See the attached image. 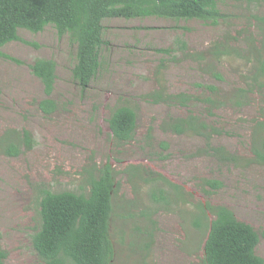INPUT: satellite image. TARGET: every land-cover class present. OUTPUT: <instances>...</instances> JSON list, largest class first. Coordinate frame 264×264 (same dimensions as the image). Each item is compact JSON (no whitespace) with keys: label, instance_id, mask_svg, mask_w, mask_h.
Returning <instances> with one entry per match:
<instances>
[{"label":"rangeland","instance_id":"1","mask_svg":"<svg viewBox=\"0 0 264 264\" xmlns=\"http://www.w3.org/2000/svg\"><path fill=\"white\" fill-rule=\"evenodd\" d=\"M218 7L223 16L217 24L158 16L104 19L101 67L85 90L73 77L77 46L54 25L39 32L20 28L21 40L1 47L16 60L0 55V140L9 128L28 129L34 139L33 147L17 156L4 153L0 141V244L8 252L6 264H43L31 240L39 225L40 191L80 192L92 165L105 163L121 171L110 228L115 247L110 264H201L208 232L194 224L199 202L225 205L239 220L264 231V164L254 160L264 135L258 128L264 120V79L255 74L254 57L263 40L258 18L264 16V0H218ZM217 47H226L228 53L217 56ZM39 58L56 62L51 94L32 71ZM213 72H220L222 79ZM208 84L217 85L224 99L243 90L247 102H228L209 115L204 103L177 106L143 99L162 85L173 93L202 94ZM47 97L59 104L50 115L39 106ZM119 98L137 104L139 115L136 139L123 145L113 143L108 122ZM190 112L220 130L212 146L224 147L236 160L214 155L201 135L162 129L169 115ZM149 129L155 150H161L159 142L169 143L167 158L151 153L145 140ZM130 164L162 172L194 193V201L160 208L152 221L142 218L141 211L154 205L146 189L136 194L123 174ZM205 179L219 180L223 186L210 191ZM133 198L135 205L124 209L126 199ZM127 212L134 216L126 218ZM137 226L152 233L149 248V238L136 241ZM257 254L264 259L262 235Z\"/></svg>","mask_w":264,"mask_h":264},{"label":"trees","instance_id":"2","mask_svg":"<svg viewBox=\"0 0 264 264\" xmlns=\"http://www.w3.org/2000/svg\"><path fill=\"white\" fill-rule=\"evenodd\" d=\"M252 1V0H250ZM158 16L174 20L200 19L217 24L222 18L218 0H0V55L5 44L21 40L20 28L34 32L43 30L47 25L56 27L60 35L68 34L76 44V63L73 77L85 90L91 80L96 77L101 67V51L105 45L103 38V20L106 18H136ZM263 40L261 47L254 54L257 61L255 74L264 79V16L259 17ZM186 45L181 47L185 50ZM228 53L226 47L216 48L214 53L220 56ZM32 71L51 94L57 80L56 62L39 58L32 64ZM214 76L222 79L220 72ZM201 85V84H200ZM264 87V82L260 83ZM208 91L202 94L189 92L173 93L162 85L143 95V99L153 103H168L177 106H188L204 103L209 115L226 103L238 106L246 104L243 90L236 93L235 98H223L222 90L214 84L205 85ZM2 89L0 85V99ZM44 114L50 115L59 109L55 99L47 97L39 102ZM109 127L115 145L128 144L134 141L138 133V105L128 98H119L111 107ZM258 128L264 133V120L259 121ZM164 131L175 134L195 133L203 136L213 154L223 157V161H234L236 156L222 146H212L215 133L220 130L211 122L190 112L186 116L169 115L162 123ZM258 130V131H260ZM152 133L149 129L145 136L151 153L160 159L167 158L164 151L169 143L159 142L161 150L152 146ZM4 153L12 156L31 149L34 139L28 129L9 128L1 138ZM23 148V149H22ZM254 160L264 164V135L259 138L254 149ZM116 170L111 163L103 166L92 165L85 186L81 191H53L44 188L39 197V225L32 234V245L43 264H110L114 258L115 247L111 238V220L114 216L115 196L119 194L120 182ZM123 174L133 185L136 194L146 189L149 201L154 205L141 211V217L152 221L154 214L160 209H170L181 202L194 201V193L183 185L174 182L162 172L151 170L144 164H130ZM205 186L213 189L223 186V182L205 179ZM210 193L209 190H206ZM192 198V199H191ZM136 199H126L123 205L128 209L135 205ZM200 214L194 217L197 227L207 229V238L203 247L201 264H264V259L257 254V247L264 236L252 225L237 218L227 206L211 202H199L196 207ZM126 214V218L134 216ZM212 214L210 218L209 214ZM139 233L136 241L149 238L146 248L152 241V233L137 226ZM1 236V231H0ZM8 252L0 244V264H6Z\"/></svg>","mask_w":264,"mask_h":264}]
</instances>
